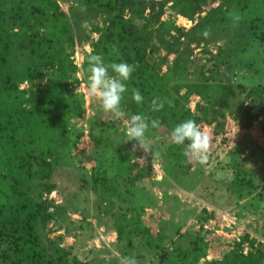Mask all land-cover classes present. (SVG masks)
<instances>
[{
    "label": "trees",
    "instance_id": "16d2710c",
    "mask_svg": "<svg viewBox=\"0 0 264 264\" xmlns=\"http://www.w3.org/2000/svg\"><path fill=\"white\" fill-rule=\"evenodd\" d=\"M209 1L215 0H73L67 12L59 0H0V264H91L54 243L44 231L55 213L63 210L50 198L59 188L53 177L75 142L77 133L71 122L81 115L84 97L74 91V84L80 82L76 77L80 70L88 76L87 57L92 53L102 55L105 63L137 66L126 82L128 92L121 108L129 116L158 119L161 126L148 133L169 136L176 124L195 120L210 137L206 173L240 195L252 192L256 186L253 176L236 163L243 150L238 139L222 136L220 123L212 132L205 126L211 125L213 113L237 107L234 119L239 130L251 129L255 121L264 119V81L224 80L213 75V69L188 77L194 49L211 36L205 38L202 31L209 28L212 34L231 15L232 7L244 0H218L217 6L202 15ZM168 2L195 23L186 28L173 19L163 20ZM137 4L136 13L145 21L140 27L126 16ZM148 8L150 12L145 14ZM99 17L100 23L96 21ZM86 24L99 36L78 64L74 56L77 45L90 41V35H82ZM255 38L264 41V36ZM162 48L166 54L156 57ZM263 50L258 48L257 53ZM171 54H175L173 62L168 58ZM211 54L219 65L228 56L222 48ZM23 83L28 86L22 87ZM134 88L140 90L142 104L131 99ZM193 95L200 97L195 109L190 107ZM155 97L167 98L172 106L165 104L161 111L152 112ZM106 126L109 129V123L100 121L98 127ZM91 134L99 154L94 169L99 176L93 179L92 189L104 211L115 218L118 238L127 237L134 246L133 236L140 235L145 245L160 249L161 264H199L207 254L204 236L199 233L185 243L163 248V235L154 237L140 222L145 201L132 182L134 163L129 149L112 143L103 133L98 136L92 130ZM168 142L170 157L188 166L183 146L173 144L170 136ZM260 244L257 237L245 233L234 242L228 264H264Z\"/></svg>",
    "mask_w": 264,
    "mask_h": 264
},
{
    "label": "rangeland",
    "instance_id": "374dc122",
    "mask_svg": "<svg viewBox=\"0 0 264 264\" xmlns=\"http://www.w3.org/2000/svg\"><path fill=\"white\" fill-rule=\"evenodd\" d=\"M59 1L62 8L69 12L73 0ZM219 2L209 1L202 15ZM139 7L135 5L134 11H127L126 16L140 27L145 21L141 14L136 13ZM149 12L150 8L145 10V14ZM233 16L240 17L235 26ZM162 19H173L186 28L195 23L180 15L171 7V2L165 6ZM101 20L100 17L96 19L99 23ZM91 29L90 24L82 29V35H90V41L77 45L74 56L78 64L82 63L84 53L92 49L91 41L99 36ZM78 32L76 30V35ZM255 35L264 36V0L236 3L231 15L211 34L207 43L194 49L188 77L194 78L201 70L208 73L213 69V75L224 80L264 81V50L257 53L258 48H264V41L256 39ZM156 40L154 37V42ZM219 48L228 52L227 59L220 65L211 54L217 53ZM165 54L163 48L155 53L156 57ZM174 57L175 54L169 55V61L173 62ZM76 77L80 82L74 84V91L80 96L83 94V110L80 116L72 119L71 127L77 133L75 142L70 154L55 170L53 179L59 188L50 195L63 210L55 213L44 231L54 243L67 247L72 255L91 264H120L121 257L125 256L135 258L137 264H161L160 249L145 245L140 235L133 236L134 246L129 245L127 237L118 238L115 218L104 211L98 193L92 189L93 179L99 176L94 171L99 154L92 139L93 130L94 134L99 136L103 133L112 143L129 149L134 163L132 182L145 201L140 222L149 227L154 237L163 235V248H172L174 242L185 243L186 239L201 233L206 241L207 254L199 264H204L206 260L213 264H228L234 242L245 233H250L262 242L263 245L257 246L264 250V119L255 121L251 129L240 131L234 119L238 108L234 107L232 111L213 113L211 125L205 126L207 132H212L213 127L220 123L224 128L221 135L238 139L237 144L243 148L236 157V163L239 169L253 176L256 186L252 192L240 195L232 187L207 174L204 164L191 162L183 166L174 161L168 153L167 134L147 133L152 155L143 150L133 152L132 144L135 142H124V121L104 113L100 101L88 95L87 77L81 70ZM27 86L22 84V87ZM199 100V96L193 95L190 107L195 109ZM129 117L126 113L124 119ZM100 121L109 123V129L107 126L104 129L98 127ZM61 235L63 238L59 237ZM248 249L246 245L245 250ZM142 255L144 257L140 258Z\"/></svg>",
    "mask_w": 264,
    "mask_h": 264
},
{
    "label": "clouds",
    "instance_id": "9594fccd",
    "mask_svg": "<svg viewBox=\"0 0 264 264\" xmlns=\"http://www.w3.org/2000/svg\"><path fill=\"white\" fill-rule=\"evenodd\" d=\"M239 20V16H233V25L238 24ZM201 35L207 38L211 35L210 29L205 28ZM113 51H116L115 47ZM136 67L127 62L105 63L102 55L89 54L87 57V92L90 97L100 101V107L104 113L110 114L113 119L124 121L126 136L124 142H135L132 144L133 152L143 150L144 153L152 155L147 133L150 129H158L161 122L144 114H133L125 120L126 113L121 108L124 94L128 92L126 82L129 81ZM131 99L137 104H142L144 100L140 90L135 88L131 90ZM165 104L172 106V102L167 98L155 97L151 100V111L159 112ZM169 136L173 144L183 146L182 155L186 162L200 164L207 162L210 137L195 120L186 119L176 124ZM120 264H137V261L135 258L125 256L121 257Z\"/></svg>",
    "mask_w": 264,
    "mask_h": 264
}]
</instances>
